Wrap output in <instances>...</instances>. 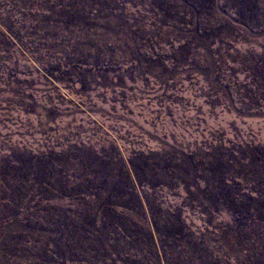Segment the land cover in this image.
<instances>
[{"label":"rangeland","instance_id":"374dc122","mask_svg":"<svg viewBox=\"0 0 264 264\" xmlns=\"http://www.w3.org/2000/svg\"><path fill=\"white\" fill-rule=\"evenodd\" d=\"M0 264H264V0H0Z\"/></svg>","mask_w":264,"mask_h":264}]
</instances>
